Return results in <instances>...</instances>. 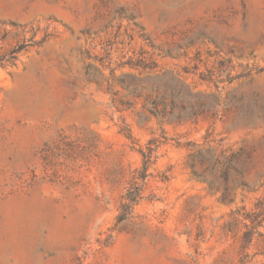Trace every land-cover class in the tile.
Segmentation results:
<instances>
[{
	"label": "rangeland",
	"instance_id": "rangeland-1",
	"mask_svg": "<svg viewBox=\"0 0 264 264\" xmlns=\"http://www.w3.org/2000/svg\"><path fill=\"white\" fill-rule=\"evenodd\" d=\"M0 264H264V0H0Z\"/></svg>",
	"mask_w": 264,
	"mask_h": 264
},
{
	"label": "trees",
	"instance_id": "trees-1",
	"mask_svg": "<svg viewBox=\"0 0 264 264\" xmlns=\"http://www.w3.org/2000/svg\"><path fill=\"white\" fill-rule=\"evenodd\" d=\"M21 51L20 48L17 49L15 52H19ZM182 101L183 104H182V112H186L187 111V108H186V105L184 104V97L182 95L181 92H178L177 94L174 92V94L172 95V106H174V104L176 103V101ZM155 103V101L153 102ZM190 113H193V114H198V112H196V110H194L193 108H191L190 110H188ZM153 113L155 115H159L161 114L160 112H158L157 110H153ZM149 155L148 154H144V158H145V163H144V173L148 170V165H149ZM136 202V196H128L127 195V202L125 203V206H132L134 203Z\"/></svg>",
	"mask_w": 264,
	"mask_h": 264
}]
</instances>
